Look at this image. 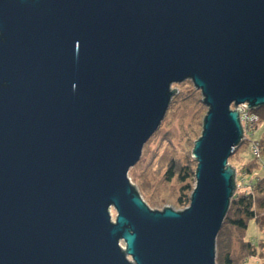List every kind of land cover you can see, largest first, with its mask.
<instances>
[{
  "label": "water",
  "instance_id": "1",
  "mask_svg": "<svg viewBox=\"0 0 264 264\" xmlns=\"http://www.w3.org/2000/svg\"><path fill=\"white\" fill-rule=\"evenodd\" d=\"M187 79L196 184L154 209L129 171ZM263 105L264 0H0V264H217Z\"/></svg>",
  "mask_w": 264,
  "mask_h": 264
},
{
  "label": "rangeland",
  "instance_id": "2",
  "mask_svg": "<svg viewBox=\"0 0 264 264\" xmlns=\"http://www.w3.org/2000/svg\"><path fill=\"white\" fill-rule=\"evenodd\" d=\"M172 88H177V92L171 100L163 121L145 143L139 161L129 171L132 182L137 185L144 200L154 209H162L164 206L170 205L179 210L189 206L190 203L181 207L177 202L181 194L180 188L185 182L181 183L176 177L167 180L165 170L172 157L180 158L183 161L185 157L191 156L194 160L195 171L197 161L192 156V150L195 141L201 136L204 116L208 110V107L203 103L201 91L194 86L191 80L174 83ZM263 131L264 124L259 123L251 135L249 134L250 130L244 135L243 140L249 136L251 139H258ZM243 146L244 148L241 150L243 152L239 154L238 159L229 161L237 170L236 193L238 194L250 190L251 186L249 185L255 175L264 173V155L257 160L262 164L260 169H255L252 175L241 173L242 165L254 159L251 143L247 142ZM189 181L195 187V173L188 179ZM112 214L115 218L114 209H112ZM261 232L255 219L251 218L248 223L246 240L258 242ZM243 237L244 234L237 235L236 232L231 237V253L234 259H240L241 264H264V249L255 256H249L251 249L244 246ZM244 255H247V263L242 261Z\"/></svg>",
  "mask_w": 264,
  "mask_h": 264
},
{
  "label": "trees",
  "instance_id": "3",
  "mask_svg": "<svg viewBox=\"0 0 264 264\" xmlns=\"http://www.w3.org/2000/svg\"><path fill=\"white\" fill-rule=\"evenodd\" d=\"M251 113L256 115L258 120L249 129L251 131L250 135L257 129L259 123L264 124V105L251 110ZM255 140L258 142L261 154L256 156L252 153L254 159L242 165L241 173L244 175H252L255 169L262 167V164L257 162V160L264 155V131L258 139H251L250 136L244 139L229 158V161L237 160L239 154L243 152L241 151L244 148L243 145L250 142L252 149V142ZM194 173V160L191 156L185 157L183 161L180 158L172 157L168 162V167L165 170L166 179L171 180L176 177L181 183L185 182L180 188L181 194L177 201L181 207H185L190 203V195L194 186L190 181L188 182V179L193 177ZM249 186H251L250 190L241 194L236 193L231 200L229 210L217 236V264H241L240 259H234L231 253V237L235 232L237 235L244 234L242 241L244 246L251 249L249 256H255L264 249V173H257ZM251 218L255 219L258 228L262 231L258 242L246 240L248 223ZM246 258L247 255H244L242 258L243 263H247Z\"/></svg>",
  "mask_w": 264,
  "mask_h": 264
},
{
  "label": "built area",
  "instance_id": "4",
  "mask_svg": "<svg viewBox=\"0 0 264 264\" xmlns=\"http://www.w3.org/2000/svg\"><path fill=\"white\" fill-rule=\"evenodd\" d=\"M241 120L244 126V135L249 132V129L255 121L258 120L257 116L251 113V110L244 107V110L241 113ZM244 121V122H243ZM252 152L256 156H260L261 150L258 145V142L255 140L252 142Z\"/></svg>",
  "mask_w": 264,
  "mask_h": 264
}]
</instances>
